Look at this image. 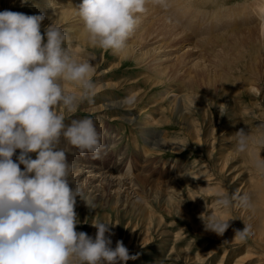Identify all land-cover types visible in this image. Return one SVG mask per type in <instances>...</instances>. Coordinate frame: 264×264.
I'll return each mask as SVG.
<instances>
[{"label": "rangeland", "instance_id": "374dc122", "mask_svg": "<svg viewBox=\"0 0 264 264\" xmlns=\"http://www.w3.org/2000/svg\"><path fill=\"white\" fill-rule=\"evenodd\" d=\"M4 1L8 2V0H0V3L5 4ZM66 1L56 0L55 3L54 0L58 8L56 11H59L61 3ZM81 1L79 0L80 3ZM37 2L38 0H30L23 5L13 4L12 8L7 10L34 14V5ZM174 5L175 3L172 2L165 4L164 1L155 3L154 0H147L145 11L138 14L137 25L126 43L137 42L138 51L157 46L143 60H137L132 54L124 58L112 50L90 45L87 46L88 51L83 53L86 58L80 59L90 60L93 63L91 79L94 83L97 82L96 86L106 83L108 85L94 90L93 94L79 105L76 112L66 113V117L69 116L68 119L92 117L101 133L103 147L99 156L87 152L81 153L63 142L60 147L68 153V159L73 155L86 166L97 165L104 173L114 172L123 177H130L134 182L127 185L129 187L127 190L119 192L121 194L119 196L116 186L113 185L110 192H106L107 186L101 183L100 179L91 182L88 171L80 170L77 176L70 174V185L79 187L83 197L93 206L90 207L85 199L77 196L75 211L80 222L76 225V229L85 231L94 238L97 229L91 222L103 220L118 223L111 226L112 232L106 235L111 236L112 247H115L117 240H122L129 253L135 257L123 264H264V241L256 238L253 231L247 236L238 233V226L252 221L248 211L236 206L234 201L230 207H219L215 195L220 191L231 198L232 193L241 188L238 185L243 187L242 190L250 186L252 189L248 187L249 190L246 191L253 192L252 201L258 198L256 193L258 187L259 198L256 202L253 200L256 206L253 202L252 204L255 207L253 209L258 212V217L264 218V208L259 207L260 203V206L264 207V171H262L264 167L256 164L261 152V157H264L263 128L257 130L256 134L259 138L257 149L261 150L260 152L256 150L257 156L254 155V151L236 152L235 132L241 128L231 127L237 120L243 126L252 125L254 129L264 125L262 116L249 115L248 117L253 120L251 121L236 114V110L240 111L242 104H249L251 108L255 106L254 102L264 101V79L260 78L264 67L255 66L253 60L249 58L247 62L240 64L238 60L246 56V53L241 46L237 48L235 46L236 43H245L248 46L245 50L256 47L259 43L255 38L258 37L259 32L228 36L205 47L203 44L207 36L202 33H198L197 37L190 35L186 27L189 25L188 30H192V26L187 18L182 16L179 20H174ZM74 6L72 3L70 8ZM42 8L44 6L37 7L41 12L44 11L41 10ZM192 9L189 15L194 13ZM149 13L154 15L150 17ZM161 15L168 19L170 26L181 31V35L169 39L162 35L159 24L152 26V19ZM74 19L75 17H72L71 22ZM196 19L198 22L202 21L199 17ZM46 21L44 19L41 22L42 32L46 28ZM81 21L79 19V22ZM253 21V25H258L257 20H251L249 23ZM64 22L68 23L69 20L66 19ZM238 25L245 24L236 23V26ZM57 26L66 34L68 41L71 39L73 42L77 39H73L68 34L69 29L64 31L66 29L64 24L59 23ZM77 43L78 41L74 45L77 46ZM153 57L165 60L161 63L164 70L153 62ZM202 60L209 62V65L212 63L210 66L216 70L223 69L224 72L235 68L234 71L238 73L240 65H250L251 67H248L250 75L237 74L235 82L229 83L230 90L217 83L214 89L216 103L208 107L204 106L203 111L195 109L189 114V120L194 122L192 128L196 131L191 133L192 130L188 131L186 126L181 125L186 118L176 117L169 107L175 98H181L189 91H196V96L209 92L210 88L201 79V68L197 66ZM217 63L227 67H216ZM147 75L155 77V81ZM245 79H249L257 87V96L246 85ZM192 80H196L197 85H194ZM65 86L69 90H77L70 82H66ZM237 88L243 90L245 95L239 96L240 93H237L234 96ZM225 92L234 96L229 103L232 115L229 118L227 115L223 117L222 123L218 125L216 108L223 100ZM107 97L127 102L119 104L122 106L119 108L108 106V109L98 110V106L105 102ZM101 114L104 118L100 116ZM128 116L138 118V123L132 124L126 119ZM149 118L150 121H146ZM146 126L152 131H161L158 132L161 137L168 139L172 144H178L179 148L173 149V145L159 149H154L152 144L147 146L148 140L146 141L145 137L150 136L151 132L144 130ZM18 153L19 149L13 159H16ZM32 155L35 157V153ZM128 168L130 173H126ZM249 177L254 178L251 180ZM185 178V182L181 181ZM91 186L102 190L104 198H91L88 192L92 189ZM211 213L234 220L228 225L224 234L205 229L200 217ZM261 220L259 223L262 222ZM259 223L256 224L258 229L263 225ZM261 230H264V225ZM259 241L263 242L260 244ZM117 264L120 262L118 261Z\"/></svg>", "mask_w": 264, "mask_h": 264}, {"label": "clouds", "instance_id": "9594fccd", "mask_svg": "<svg viewBox=\"0 0 264 264\" xmlns=\"http://www.w3.org/2000/svg\"><path fill=\"white\" fill-rule=\"evenodd\" d=\"M146 3L82 0L76 11L89 42L118 53ZM44 19L43 13L0 11V264H123L135 257L122 240L112 247L106 235L118 223L91 222L97 229L94 238L76 229L77 196L85 198L70 185L68 153L60 145L100 155L101 133L92 117H66L93 94V69L90 60L78 59L79 50L59 26L50 23L41 31ZM66 82L77 90L67 89ZM220 109L227 111L225 104ZM235 137L236 152H247L249 133L241 128ZM256 164L264 167V157L259 155ZM215 195L223 208L234 200L252 202L248 191L231 198L220 191ZM200 218L205 229L221 235L234 221L215 213ZM252 230L251 223L238 226L239 235Z\"/></svg>", "mask_w": 264, "mask_h": 264}, {"label": "bare ground", "instance_id": "6f19581e", "mask_svg": "<svg viewBox=\"0 0 264 264\" xmlns=\"http://www.w3.org/2000/svg\"><path fill=\"white\" fill-rule=\"evenodd\" d=\"M27 1L29 2L30 0H27ZM31 1H33V0H31ZM233 1L238 2V3L235 5H232V6H228V5H230L229 3L233 2ZM241 1H243V0H181V2H179L175 8L174 20H179L182 16H184L182 18H187V20L190 22V25L192 26V30H188L187 32L190 35L197 37V36H199V34L196 35L198 30H197L195 24L193 23V21H195L193 18L199 17V20L202 19L201 29L203 31V35L207 36V37H205L204 44H203V45H205V47H209V46H211V43H213L214 41L220 40V39L228 37V36L229 37H235L238 34H242V33H246V32L252 33L253 31H258L259 34H258V37L255 38V40L259 44H256V47H249V49L245 50V48H248V46H246L245 43H241V44L236 43L235 46H236V48L241 46V48L246 53V56H244L243 58L238 60V61H240V64L247 62V60L249 58L250 60H253V62L252 61L251 62L255 66L259 65L260 67H264V55H262V53L264 52V20L261 19V16H264V0H244L245 1L244 3ZM4 2H5V4L0 3V11L12 8L13 4L23 5V3H21V0H8V2H6V1H4ZM78 2H79V0H67L66 3L62 2L60 5L61 6L60 10L56 11L58 8L55 6L54 0H38V2L34 5L35 6V9H34L35 13L34 14L43 13L45 16V20H47L45 23L46 26L50 23H54L56 25L59 23L64 24L66 27V29H64V31H67L69 29L68 34L70 36H72L73 39L77 38L75 41H73V43H76L78 41L77 46H75V47L79 50L78 59H81V58L85 57V55L83 53H85L86 50L88 49L87 46L88 45L93 46V45L89 42L87 34H86L85 30L83 29V22L82 21L79 22L80 17L77 15V11H76L78 4H80V2L79 3ZM55 3H56V0H55ZM72 3H74L75 6L73 8H70ZM39 6L40 7L44 6V8L41 9L44 11L41 12L39 9H37V7H39ZM192 6H200L201 8L192 9V11H194V13H192V15H189V12L191 11V9H187V8L192 7ZM174 7H175V5H174ZM53 9H54V11H52ZM166 9H169V8H166ZM170 13H172V12H170ZM148 15L150 17H152L154 15V13H149ZM193 16H196V17H193ZM72 17H75V19L72 20V22H71ZM66 19L69 20L68 23L64 22V20H66ZM251 20H257L258 22L256 24H258V25H253L254 21L249 23ZM236 23L245 24V25L236 26ZM247 23H249V24H247ZM157 24L160 25V28L162 30V35L166 36L169 39H175L179 35H181V31H179L176 27L170 26L168 19L164 15H161L160 17H158L156 19H154V18L152 19V26L157 25ZM187 32L185 31L186 34H187ZM190 35H188V36L191 37ZM70 42H72L71 39H70ZM156 47L157 46L152 47V48H148L147 50H139L138 51L139 44L137 42H131L130 44L126 43L125 47L120 52H118V54H120L124 58H127L130 54H132L133 56L136 57L137 60L140 61V60H143L144 58L148 57L151 54L152 50L155 49ZM216 53H217V51H216ZM152 59H153V62L155 64H157V66L161 70H164V68L161 66V63L165 61L163 58L153 57ZM211 62L212 61H210V63ZM208 63L205 60H202V62L197 63V66L201 68L200 69V74H202L201 79L210 88V90L208 89L209 92L207 94L204 93L203 95L196 96L195 95L197 93L196 91H194V90L189 91V93L187 92L188 94L186 93V95L182 96L181 98H178V99L175 98L174 99L175 101L169 107V110L173 114H175L176 117H183L184 116L186 118V121L181 122V125L186 126V129L188 131L192 130L191 133H195L196 131L194 130V128H192V125L194 122L189 120V117H188L189 114L193 113V111L195 109L203 111L204 106L208 107V106L216 103L214 89H215V86L217 83L222 84L223 86L228 87V89H229V83L235 82V76L237 74H243L244 76L250 75V71L248 69V67H251L250 65L249 66L243 65V64L240 66L238 65L239 66V72L236 73L234 71L235 68H232L227 72H224L223 69H218L219 70L218 71V70L214 69L212 66H210V65H212V63L210 65ZM91 64H93V63H91ZM216 67H224V66L220 63H217ZM226 67H224V68H226ZM148 77L151 80L155 81V77H152V76L151 77L148 76ZM241 77L243 79V76H241ZM260 78L262 80L264 79V72L261 73ZM262 80H261V82H262ZM100 81L101 80H99V82ZM96 83L97 82L94 83V90H98L100 88V86L108 85V83H106V84H103L100 86H96ZM192 83L194 85H197L196 80H192ZM245 83L250 88L251 92H253L254 94H256L255 96H257V93H258L257 87L254 86V84H252V82H250L249 79H245ZM237 93L238 94L240 93L239 96H242V94L245 95L244 91L243 90L241 91V89H238V88L235 89V93L233 95L235 96ZM174 95H176V94H174ZM224 95L225 96H224L223 100L222 101L220 100L221 103L219 105H217V108H216V112L218 114V121H217L218 125H220L222 123L223 117H225L227 115L229 118L232 115V108H231V106H229V103H230L231 99H233L234 96H232L231 93H228V92H225ZM111 97H107L108 99H106L105 102H103L101 105L98 106V110L108 109V106L119 108V107H122L119 104H121L122 102L123 103L127 102L125 100L120 101V99H119V101H116L115 98H111ZM169 101H171V99ZM170 104H171V102H170ZM221 104H225L226 109H227V111H225L223 114L221 113V109H220ZM254 105H255L254 107L250 108L249 104L248 105L242 104L240 106V109H239L240 111L236 110V114L240 117L249 119L251 121H253V120L250 117H256V116L264 117V101L254 102ZM205 111H206V108H205ZM138 112H139V110H138ZM103 114L105 115V112ZM249 115H250V117H248ZM100 116H102V114ZM67 117L70 118L69 116H67ZM102 118H104V117L102 116ZM126 119L128 121H130L132 124L138 123V118H136V117L128 116ZM102 120H104V119H102ZM146 121H150V118ZM140 122L141 121L139 120V123ZM262 122L264 123V121H262ZM144 123H147V122H144ZM142 125H143V123H142ZM231 127L233 129L243 128L251 136L250 146H249V149L247 152L254 151L255 152L254 155L255 154L257 155L256 150L259 152L261 151V150L257 149V144H258L259 138L257 137L256 134L258 133L257 130H259V129L262 130V128H263V133H264V125H263V127H259L257 129H254L255 127H253L252 125H250V127L248 126V124L243 126L237 120ZM228 128H230V127H228ZM144 130H148L151 132L150 136L145 137L146 141L148 140L147 146H150V144H152V146H154V149H159V148L171 147L173 145L172 146L173 149L177 148V147L179 148L178 144H172V142H170L168 139L161 137L160 136L161 134L158 133L161 131H158V130L152 131V129L150 130V128L147 126L144 127ZM143 132L145 133V131H143ZM147 135H148V133H147ZM143 140H144V138H143ZM261 154H262V152H261ZM254 155L252 154V156H254ZM68 160H70L69 161V164H70L69 175L74 174V176H77L79 174L80 170L81 171H88L89 172L88 177L91 178V182L96 181V179H100L101 183L102 182L105 183V185L107 186L106 192H110V188L113 185L117 187V189H116L117 193L124 192L125 190H127V187H128L127 185L130 183L133 184V182H134V180L131 179L130 177H129L130 178L129 179L126 176L123 177L122 175L114 174V172H106L105 171V173H104L99 169L100 167L97 165L92 166L91 164H89L91 166H88V164H87V166H86V165L80 163V160L73 155ZM250 161H251V159H250ZM73 162L75 164H72ZM129 167L131 168V166H129ZM84 168H87V169H84ZM107 171H109V170H107ZM262 171H264V168ZM126 173H130L129 168L127 169ZM193 177H195V176H193ZM249 178H251V177H249ZM252 178H254V177H252ZM252 178H251V180H253ZM185 180H186V178L181 180V181L185 182ZM257 181H259V180H257ZM254 182L256 183V180ZM255 186L256 185H254V187ZM238 187H241V188H238L236 191H246V190H249L248 187H250V186L246 187L247 188L246 190H242L243 189L242 186L238 185ZM91 188L92 189H90L88 191L89 196L91 198H98V197H100L101 199L104 198V195H103L104 192L101 193L102 190H100L98 188L94 189V186H91ZM257 191H256V193H257V196L259 198L260 190H258V187H257ZM256 193H255V196H256ZM250 194L252 196L253 192H251ZM117 195L120 196L121 194L119 193ZM260 195H262V194H260ZM254 197H252V198H254ZM260 197H262V196H260ZM258 198H254L253 200H255V202H256V199H258ZM124 199H126V196ZM253 200H252V202H253ZM260 200H257V202ZM119 202H121V201H119ZM234 202H235L236 206L242 207L243 210L248 211V213L251 217V220H252L251 224H252V228H253V230H252L253 234L256 236V238H260L261 240L264 241V230H261V227L264 225V218H261L262 219L261 220L258 217L259 216L258 212L255 211L256 209H253V208H255V207H253L255 203L253 202L254 204H252V202H251V205L248 206V205H242L237 200H234ZM257 205H258V203H257ZM260 205H261V203H260ZM260 205H259V207L263 209L264 207H261ZM255 206H256V204H255ZM260 208H258V209H260ZM259 220H261L262 222H260V223L263 224V225H261L260 229H258L259 227L256 226V224L259 223ZM254 222H256V223H254ZM260 242L261 241H259V243Z\"/></svg>", "mask_w": 264, "mask_h": 264}]
</instances>
